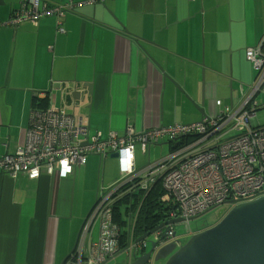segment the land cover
<instances>
[{
  "label": "crops",
  "instance_id": "obj_1",
  "mask_svg": "<svg viewBox=\"0 0 264 264\" xmlns=\"http://www.w3.org/2000/svg\"><path fill=\"white\" fill-rule=\"evenodd\" d=\"M21 1L0 0V159L26 143L38 100L89 116L91 133L107 137L214 119L217 100L238 106L255 82L246 50L264 37V0H46L73 7L60 20L3 25ZM235 93L245 95L236 103ZM123 178L119 159L97 156L66 178L0 172V264H64L98 187ZM80 189L91 203L75 216Z\"/></svg>",
  "mask_w": 264,
  "mask_h": 264
},
{
  "label": "built area",
  "instance_id": "obj_2",
  "mask_svg": "<svg viewBox=\"0 0 264 264\" xmlns=\"http://www.w3.org/2000/svg\"><path fill=\"white\" fill-rule=\"evenodd\" d=\"M72 7V4H53L46 0H22L3 25L23 22L38 25L46 17L60 20ZM60 25L59 21L58 31H63ZM246 56L256 73L253 86L238 106L217 100L219 110L214 119L139 132L129 126L123 134L111 131L103 137L100 132L91 133L89 116L67 114L54 105L36 106L31 113L26 143L14 154L0 159V172L14 178L25 174L31 180L55 173L66 178L78 167L85 166L89 156L99 157L103 164L107 157L117 153L124 175L121 182L141 177L139 189L145 193L161 182L164 190L161 201L169 206L162 223L176 219L189 223L209 212L227 209L228 212L237 204L260 198L264 196V125L259 123L257 112L264 109V102L260 103L257 98L264 97V37L255 47L246 50ZM165 141L173 147L168 156L137 168L138 146L143 154H150L152 146ZM123 185H114L97 195L77 244L64 264H108L120 253H126V263L133 264L149 252L148 238L155 236L151 243L157 246L146 263L153 264L158 249L180 240L175 225L170 224L155 231L157 227L150 231H155L152 235L137 242L139 237L134 234L133 221L138 208L130 205L127 246L121 250V228L115 223L112 210L114 201L123 195L119 192ZM98 221L100 232L95 242L93 230Z\"/></svg>",
  "mask_w": 264,
  "mask_h": 264
},
{
  "label": "water",
  "instance_id": "obj_3",
  "mask_svg": "<svg viewBox=\"0 0 264 264\" xmlns=\"http://www.w3.org/2000/svg\"><path fill=\"white\" fill-rule=\"evenodd\" d=\"M95 1L99 5L104 2ZM104 9L107 7L104 6ZM83 87L87 88L89 96H93V84H84ZM74 89L72 94L74 101L82 102L86 92L79 90L77 85ZM230 105L234 106L232 98ZM200 111L204 114L203 110ZM169 144L170 142H165L158 146ZM118 157L117 153L111 155V158ZM217 217L215 225L194 233L187 243L177 240L176 243L158 249L154 260H166L165 264H264V196L237 204L225 215L220 211ZM181 223L185 221L183 219L168 221L158 226L155 231L170 224ZM155 231L143 234L137 242L148 238ZM156 246L157 243H152L151 250L133 264H146Z\"/></svg>",
  "mask_w": 264,
  "mask_h": 264
},
{
  "label": "trees",
  "instance_id": "obj_4",
  "mask_svg": "<svg viewBox=\"0 0 264 264\" xmlns=\"http://www.w3.org/2000/svg\"><path fill=\"white\" fill-rule=\"evenodd\" d=\"M34 105L35 107L38 106L40 108L48 107L46 100H38L35 102ZM171 149H173V147L170 146V150ZM109 157H111V155ZM141 181H142L141 177H135L132 178V180H130V182L128 183L120 182L119 184H116V186H121L122 184H125L119 189V192L121 193L123 192V195L118 197L114 201L113 210H112L115 223L118 225L119 228H121L120 230V236H121L120 243H122L121 250L125 249L127 246V234L124 232L122 228L123 225L128 227L127 224L128 219L126 221H123V213L125 212V214L128 215L127 212H129L130 210L129 208L130 205H132L133 208L139 209V210L137 209L138 215L135 221H133V230H134V234L137 237H140L144 233L150 232L156 229L159 225H161L162 222L167 217L166 212L169 211V206L163 204V202L161 201V198L164 194V190L161 182L159 181L158 183H156L151 189V191L145 193L143 191H140L139 189ZM97 200L98 197L96 201ZM225 208L228 207H224V209ZM227 210L224 212V215L227 212Z\"/></svg>",
  "mask_w": 264,
  "mask_h": 264
},
{
  "label": "rangeland",
  "instance_id": "obj_5",
  "mask_svg": "<svg viewBox=\"0 0 264 264\" xmlns=\"http://www.w3.org/2000/svg\"><path fill=\"white\" fill-rule=\"evenodd\" d=\"M247 60V59H246ZM246 62L249 63V61L247 60ZM236 94V103L238 102V97H244L245 94L239 93H235ZM257 100L262 103L264 102V97L263 96H259L257 98ZM257 116H258V120L259 123L261 125H264V109L259 110L257 112ZM170 153V148L168 145H164L162 147H153L152 149V153H151V158L149 160L148 155H142L141 153V147L138 146L137 147V165L138 167H143L150 164H154L156 162H159L161 159H163L164 157L168 156ZM114 161H117L118 159L116 158H111ZM98 185V184H97ZM100 185V184H99ZM116 184H107L105 186V188H102V185L98 187V194L99 193H103V191H108L112 186H114ZM88 188H91L93 186V184H87ZM97 194V195H98ZM91 194L89 192H87V194H83L81 189L77 192V195L75 197V204H73V209H74V214L75 216H78L80 213L83 212V210L85 209L86 205L91 203ZM92 204L91 207L93 205H95L96 201L95 198L94 200H92ZM217 214L216 212H209L208 214L190 221L189 223H181V224H177L174 226L175 231L177 233V236L179 237V239L181 240V242L183 243H187V241L191 238V236L197 232V231H202L210 226H213L217 223ZM128 219V216L125 214V212L123 213V221H126ZM125 233L128 232V227L123 225V228ZM99 232H100V222H96L95 226H94V241L97 242L99 239ZM155 239V236H150L148 238V246H147V252L151 250L152 247V243ZM126 262H128V257L126 253H120L119 255H117L112 261H110L108 264H125ZM166 260H159L156 261L153 259V264H165Z\"/></svg>",
  "mask_w": 264,
  "mask_h": 264
},
{
  "label": "flooded vegetation",
  "instance_id": "obj_6",
  "mask_svg": "<svg viewBox=\"0 0 264 264\" xmlns=\"http://www.w3.org/2000/svg\"><path fill=\"white\" fill-rule=\"evenodd\" d=\"M181 241V240H180Z\"/></svg>",
  "mask_w": 264,
  "mask_h": 264
}]
</instances>
